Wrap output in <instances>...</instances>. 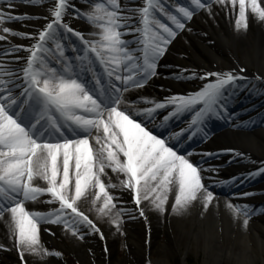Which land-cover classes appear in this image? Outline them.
I'll return each mask as SVG.
<instances>
[{
    "label": "snow or ice",
    "instance_id": "obj_1",
    "mask_svg": "<svg viewBox=\"0 0 264 264\" xmlns=\"http://www.w3.org/2000/svg\"><path fill=\"white\" fill-rule=\"evenodd\" d=\"M216 2L223 4L225 0ZM237 2V28L246 27L245 12L249 6L252 13L264 20V7L257 0H231L233 6ZM191 3L195 8L207 6L201 0H191ZM0 5V33L36 41L26 48L9 47L8 53L24 48L30 55L15 57L25 63L6 70L7 78L0 75V216L10 215L14 246L22 262L24 252L38 250L37 224L41 222L61 223L73 234L82 224L99 231L79 210L76 201L91 186L98 189L95 195L103 193V204H109L112 197L101 182L105 167L124 173L126 179L122 183L134 194L141 216L145 215L139 208L141 201L151 193H155L152 200L155 210L165 211L170 186L178 189L173 212L181 213L197 200H201L203 210H208L214 193L202 184L201 172L205 169L189 160L191 152L178 153L168 140L154 134L137 117L154 119L158 110L171 108L164 119L166 124L172 118L191 113L189 127L176 136L187 139L203 133V139L208 134L207 123L214 117H223L237 92L245 87L243 82L248 80L242 75L245 69L192 72L187 76L184 73L188 70L182 69L176 73L178 78L208 82L199 91L169 96L164 102L143 98L150 105L143 109L135 107L125 96L130 89L143 88L157 75L159 59L177 31L184 29L185 21L193 15L192 10L179 7L181 17L168 11L161 0H146L142 8L136 9L121 8L118 0H108V6L97 3L95 10L86 14L77 8V19L86 18L99 29L89 38L65 23V17L70 14L69 0H54L49 8L51 20L36 33L15 32L5 26L20 17L10 11L15 7V0H0ZM136 14L139 22L133 23ZM161 14L171 26L160 18ZM66 34L79 41L78 44L70 41L71 56L65 54V45L61 43ZM128 35L135 39H125ZM6 38L0 34V41ZM53 56L58 67L50 66ZM90 138L99 148L90 149ZM223 151L243 155L234 149ZM258 173L264 174V167L248 173V177ZM34 177L44 180L47 187L33 186ZM73 178L74 195L70 196ZM43 193L52 198L46 203L58 202L59 208L47 213L27 211L23 206L25 201L36 200ZM227 207L244 216L245 223L252 211L248 205L228 203Z\"/></svg>",
    "mask_w": 264,
    "mask_h": 264
},
{
    "label": "bare ground",
    "instance_id": "obj_2",
    "mask_svg": "<svg viewBox=\"0 0 264 264\" xmlns=\"http://www.w3.org/2000/svg\"><path fill=\"white\" fill-rule=\"evenodd\" d=\"M84 1L87 2V0ZM84 1L73 0L76 2L74 7L77 8L78 4H83ZM53 2L54 0H33V2L15 0V7L10 11L18 15L20 19L7 22L5 26L15 32L36 33L51 20L49 8ZM119 3L121 8L136 9L142 8L146 0H119ZM257 3L264 7V0H257ZM92 9L94 7L90 6L87 11L95 10ZM138 16L139 14H136L133 17V23L139 22ZM245 16L246 27L242 25L237 28L239 4L237 2L233 6L231 0H225L223 4L217 3L215 0L210 6L193 14L160 59L157 75L149 81L144 89L137 92L139 98L146 97L164 102L169 97L167 83L169 79L173 78L172 75L168 76L169 72L179 73L182 69L188 70L187 73H184L187 76L192 72L203 74L207 71H229L243 68L245 71L242 75L246 76L248 81L254 79L264 83V79H257V77L264 78V20H260L256 14L252 13L250 6L246 8ZM46 17L48 19H45ZM65 23L83 30L74 12L65 17ZM84 30H86V35L89 38H92L91 33L99 31L95 26H87V29ZM0 34L7 37L6 40L0 41V56H2L1 51H6L11 46L21 45L26 48L36 42L24 36ZM24 48L15 53H18L19 57L29 56L30 54L24 51ZM15 62H17V66L12 69H16L25 63L23 59ZM6 70L8 69L5 68L4 71ZM180 80L182 82L176 95H186L190 92L199 91L208 82L197 78L184 79L181 77ZM132 96H136V94L126 96L130 102ZM234 100L241 102L238 106L240 109L233 112L234 115L225 129L210 135L205 142L193 148L190 151L192 155L188 157L190 161L200 164L205 169L201 172L202 184L214 193L213 201L208 210H203L201 200H197L192 202L187 210L182 211L180 217L177 218L175 212L172 211V205L175 203L178 189L170 186L165 211L160 213L155 210L152 202L155 193H151L149 198L142 200L139 206V208H146L145 215L141 216L134 202V194L122 183L126 179L124 173L118 169L113 172L108 167H105L101 173V182L106 185L105 191L112 197L109 204L105 206L103 193L97 196L95 193L98 189L89 186L76 201L79 210L95 223L105 221L106 215L109 216V220L118 218L116 224H119V233L124 235L122 239L134 249L138 248V243L137 238L134 237L133 228L137 230L150 228V236L141 241L146 246L162 223L165 229L170 227L173 230L176 239L183 235L187 242L197 241L202 244L204 255L201 264H264V179L254 184L255 188L253 189L233 187L235 183L237 184V180H250L251 177H248V173L254 172L256 166L264 167V125L258 124L252 127L246 125L247 118L252 116L254 118L264 113V95H257L252 87L246 85L237 92ZM167 110L171 111L172 109H160L155 114L158 115ZM187 115L192 117L191 113H187ZM155 124L158 123L154 122L147 127L151 128ZM188 127L189 122L185 121L181 126L173 129L165 139L171 143L178 138L176 134ZM95 134V130H93V135ZM89 147L90 149L99 148V145L90 138ZM225 149H234L235 152L243 155L236 156L232 152L223 151ZM206 152H211L213 155H201ZM212 168L215 169L214 172L210 171ZM73 184L74 178L70 180V196L74 195ZM221 186L225 189L222 191L215 190ZM242 193H249V195H241ZM44 199L51 200L52 198L46 193ZM228 203L240 206L248 205L249 208H252V212L246 218V223L244 216L233 213L227 207ZM25 204L23 206L30 212H41L40 210L44 209L43 207L38 208L35 204L31 205L29 202ZM58 206V202L48 203L45 206L48 208L45 212L57 209ZM101 208L103 211H100ZM115 211L119 212V217ZM123 215H128L130 218H121ZM118 221L126 222L118 223ZM81 229L80 225L79 230ZM37 234V239L40 240L42 246L38 256L31 258L23 254V262L20 259V254H18L17 259L12 258L11 256L17 253L14 246V226L8 213L0 216V264H15L16 261L19 264L52 263L53 261H51L50 256H47L46 250L64 249L63 238L69 241L73 240L70 239L72 236L60 227L45 223L40 224V226L37 225ZM109 234H103V239L101 236L91 238L87 236L86 238L89 240L86 242H105ZM75 244L72 243V246ZM78 245L76 254L84 256L80 250L82 246ZM175 246L174 253L181 258L180 264H187L188 247L182 250L178 242ZM42 250L43 255H41ZM164 251L162 249L155 256H152L151 261L156 264H169L168 257L163 254ZM104 264H108V262Z\"/></svg>",
    "mask_w": 264,
    "mask_h": 264
},
{
    "label": "rangeland",
    "instance_id": "obj_3",
    "mask_svg": "<svg viewBox=\"0 0 264 264\" xmlns=\"http://www.w3.org/2000/svg\"><path fill=\"white\" fill-rule=\"evenodd\" d=\"M70 7H69V13L73 14V9H76L74 6H76V2H73V0H69ZM103 3L108 5V0H103ZM80 9V11L83 14L88 13L86 8L83 7L82 4H79L77 7ZM74 15H76L74 13ZM249 85L252 87L253 90L256 91L257 95H264V87H262V82L260 80H251L245 82V86ZM233 115L232 111H228L226 113V118L229 119ZM228 122V121H227ZM223 124V122H221ZM248 126H256L258 124L264 125V113L259 114L255 118H250V120L246 123ZM257 168H260L256 166L254 169V172ZM264 177V174H256L255 176H252L251 179H257ZM245 181V180H244ZM243 181V182H244ZM33 186L46 188L47 183L40 179L39 177H34L32 181ZM46 193L41 194L37 197L36 200H30L32 201L31 204L37 205L38 208L43 207V210H40L42 213H45L48 203L45 201H48L49 199L45 200L44 196ZM142 202V201H141ZM56 203V202H55ZM51 207L55 208L53 205ZM59 208V206H58ZM57 208V209H58ZM143 211L146 210V208H141ZM252 209V208H250ZM52 210V209H51ZM50 210V211H51ZM117 213V217H119V212L115 211ZM102 214V213H101ZM100 214V215H101ZM181 213H176L175 215L177 218L180 217ZM121 218H130L128 215L121 217ZM117 219H111L109 220V216L106 215L105 221H102L98 223V221L95 223L93 221L92 223L95 225L96 229H99V231L90 229L87 225H81V230H78L75 234H73L71 231H69L67 228L64 227L61 223H52L47 222L45 224H50L53 226L60 227L64 230V232L70 234V239L73 240H67L63 238L62 244L64 245V249H58V250H46L47 256H50L52 263L48 264H104L108 262V264H156L151 261L150 258L152 256H155L160 250L164 249L163 252L166 257H168L167 261L169 264H180L181 258L179 255H177L175 252V244L178 242L179 245H181V249L188 247V253L186 256V263L187 264H201V260L203 258V251H202V244L199 242H187L186 238L181 235L179 238H175L173 230L169 227L168 229H165L164 226H162V223L160 224V227H158L157 232L152 235V240L145 246L143 245V242L141 241L147 239V236H150V228L146 230L142 229H135L133 228V233L135 232L134 237L137 238L138 248L134 249L129 245L127 242H125L122 238H124V235L122 233H119V224L117 223ZM124 220V219H123ZM128 221V220H126ZM126 221H118V223H125ZM60 224V225H59ZM110 233L108 235L107 241H93V242H86V240H89L86 238L87 236L91 237H97L101 236V234ZM38 235V234H37ZM72 243H76L74 246H72ZM91 243V244H90ZM187 243V244H186ZM38 244V250L36 253L31 252H24L27 256H30L31 258H34L35 256H38L39 251L42 249L40 240L37 239ZM79 244V245H78ZM78 246H82L80 250H82L84 256H79V254H76V250H78ZM71 246V248H70ZM47 247V246H46ZM161 247V249H160ZM16 248V247H15ZM48 248V247H47ZM143 248V250H142ZM43 253V250L41 251V255ZM58 253V255H57ZM18 254H20L18 251L16 254L12 255V258L17 259ZM49 259V260H50ZM15 264H19L17 261Z\"/></svg>",
    "mask_w": 264,
    "mask_h": 264
}]
</instances>
